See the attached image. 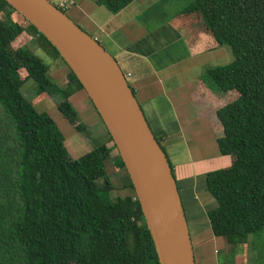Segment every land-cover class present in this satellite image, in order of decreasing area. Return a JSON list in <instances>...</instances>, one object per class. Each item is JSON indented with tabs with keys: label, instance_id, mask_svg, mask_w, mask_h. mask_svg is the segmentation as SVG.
Listing matches in <instances>:
<instances>
[{
	"label": "trees",
	"instance_id": "obj_1",
	"mask_svg": "<svg viewBox=\"0 0 264 264\" xmlns=\"http://www.w3.org/2000/svg\"><path fill=\"white\" fill-rule=\"evenodd\" d=\"M134 1L95 0L114 15ZM3 7L14 13L0 21V264H159L136 194L109 198L116 146L100 144L72 160L56 122L35 107L43 96L58 97L59 111L83 132L70 103L83 86L43 35L0 0ZM180 15L191 42L210 35V50L228 46L234 57L203 78L225 99L217 111L219 147L232 158L230 167L207 175L218 204L209 220L217 238L238 247L264 230V0H194ZM25 34L38 52L68 67L66 89L37 52L20 46ZM28 80L36 85L33 101L22 93ZM106 137L113 143L108 131ZM113 164L126 171L120 156ZM128 187L134 191L131 181Z\"/></svg>",
	"mask_w": 264,
	"mask_h": 264
},
{
	"label": "crops",
	"instance_id": "obj_2",
	"mask_svg": "<svg viewBox=\"0 0 264 264\" xmlns=\"http://www.w3.org/2000/svg\"><path fill=\"white\" fill-rule=\"evenodd\" d=\"M72 1L65 13L117 61L160 140L178 185L196 264H254L249 243L233 247L217 238L209 220L218 204L209 192L207 175L230 167L232 158L223 156L219 147L224 132L217 111L225 99L212 92L203 76L232 51L228 46L210 50L215 43L206 34L191 42L182 9L172 11L179 0H136L117 15L95 0ZM57 64L52 76L63 88L69 69ZM70 103L90 119L93 137L111 148L85 91H77ZM117 156L114 150L113 168Z\"/></svg>",
	"mask_w": 264,
	"mask_h": 264
},
{
	"label": "water",
	"instance_id": "obj_3",
	"mask_svg": "<svg viewBox=\"0 0 264 264\" xmlns=\"http://www.w3.org/2000/svg\"><path fill=\"white\" fill-rule=\"evenodd\" d=\"M5 1L55 47L93 103L125 165L159 264H196L173 169L117 61L49 1Z\"/></svg>",
	"mask_w": 264,
	"mask_h": 264
},
{
	"label": "rangeland",
	"instance_id": "obj_4",
	"mask_svg": "<svg viewBox=\"0 0 264 264\" xmlns=\"http://www.w3.org/2000/svg\"><path fill=\"white\" fill-rule=\"evenodd\" d=\"M194 0H179L177 5H172V11L176 13L177 11L183 9L185 5L189 2ZM159 11H161L159 9ZM14 11L11 8H1L0 9V21L6 22L11 20V16L13 15ZM24 26L27 27L26 23ZM22 44L20 46L25 45L26 47L31 48L33 52H37V55L40 56L43 61L50 66L49 76L53 81L57 84V80L52 76V71L56 72V64L57 61H54L52 58H49L44 52H38V42L36 39H33L32 35L25 34L23 37ZM20 46L15 47L13 44L14 49H18ZM228 49V47H227ZM230 49V48H229ZM231 50V49H230ZM229 50V51H230ZM230 56L227 59H221L217 61L215 64L217 66H225L234 60L232 52H230ZM58 66V64H57ZM68 76L63 77L64 87L62 89H66L68 86ZM62 80V79H61ZM35 89L36 85L33 80H28L22 87V93L29 101H33L35 97ZM74 96V94H73ZM71 96V98L73 97ZM58 97H46L43 96L36 101L35 107L38 112H45L48 113L53 120L56 122L58 128L62 132L65 138V147L67 152L72 160H78L88 152H90L95 146L101 144L102 139L93 137L94 132L90 127V119H85L86 114L81 115L77 110L75 111L77 114V120L79 121L78 124H81L85 130L83 132L78 131L73 125H71L68 120L65 119L63 114L59 111V101ZM74 108H78L74 102L72 103ZM87 129V130H86ZM94 133V134H93ZM96 136V135H95ZM119 155L117 156V158ZM109 174L111 180L113 181L114 190L110 193V197L113 201L117 198H127L129 196H135V191L129 188L130 178L128 176L127 171L122 170L119 173L115 172L112 168L113 166L110 164L108 166ZM116 174V175H115ZM246 243H249L253 249V258L254 264H264V230L259 233L258 235L249 236Z\"/></svg>",
	"mask_w": 264,
	"mask_h": 264
},
{
	"label": "built area",
	"instance_id": "obj_5",
	"mask_svg": "<svg viewBox=\"0 0 264 264\" xmlns=\"http://www.w3.org/2000/svg\"><path fill=\"white\" fill-rule=\"evenodd\" d=\"M60 9L63 12H66L67 9L73 4L72 0H47Z\"/></svg>",
	"mask_w": 264,
	"mask_h": 264
}]
</instances>
